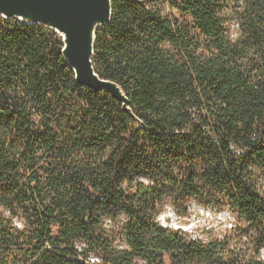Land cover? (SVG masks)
<instances>
[{"label":"trees","instance_id":"16d2710c","mask_svg":"<svg viewBox=\"0 0 264 264\" xmlns=\"http://www.w3.org/2000/svg\"><path fill=\"white\" fill-rule=\"evenodd\" d=\"M62 49L0 22V264H264V0H111L92 66L129 112ZM191 200L233 224L158 223Z\"/></svg>","mask_w":264,"mask_h":264},{"label":"water","instance_id":"95a60500","mask_svg":"<svg viewBox=\"0 0 264 264\" xmlns=\"http://www.w3.org/2000/svg\"><path fill=\"white\" fill-rule=\"evenodd\" d=\"M0 18L53 30L62 39L61 53L77 83L95 92H109L129 112L120 88L99 79L92 66L95 32L109 23L111 0H0Z\"/></svg>","mask_w":264,"mask_h":264},{"label":"rangeland","instance_id":"374dc122","mask_svg":"<svg viewBox=\"0 0 264 264\" xmlns=\"http://www.w3.org/2000/svg\"><path fill=\"white\" fill-rule=\"evenodd\" d=\"M2 20L3 18H0V22ZM187 211L188 216L183 218L176 215L173 209L167 205L157 218V221L163 227L173 230H183L195 238H204L206 235H209V233L221 235V233L228 229L234 222L230 213H216L213 210L204 209L193 200L187 203ZM109 226L108 224V228ZM261 258L264 259V252ZM94 259L95 258H90V262L94 261V264H99V260L95 261Z\"/></svg>","mask_w":264,"mask_h":264},{"label":"built area","instance_id":"2783aa9c","mask_svg":"<svg viewBox=\"0 0 264 264\" xmlns=\"http://www.w3.org/2000/svg\"><path fill=\"white\" fill-rule=\"evenodd\" d=\"M91 258H95L94 260L95 261H98V259L96 258V257H91ZM89 262H90V259H89ZM94 262V261H93ZM93 262H90V263H92V264H94ZM100 262V261H99Z\"/></svg>","mask_w":264,"mask_h":264}]
</instances>
